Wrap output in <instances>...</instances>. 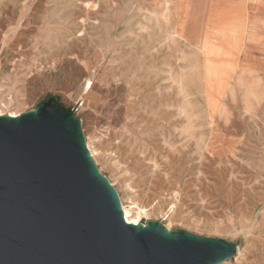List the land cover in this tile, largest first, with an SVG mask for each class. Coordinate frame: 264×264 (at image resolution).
<instances>
[{
	"label": "rangeland",
	"instance_id": "rangeland-1",
	"mask_svg": "<svg viewBox=\"0 0 264 264\" xmlns=\"http://www.w3.org/2000/svg\"><path fill=\"white\" fill-rule=\"evenodd\" d=\"M198 1L203 18L218 7L217 0ZM255 1L237 0L244 8L239 47L261 62L264 27L246 32ZM154 6L155 0H0V92L18 98L6 111L20 114L50 100L63 111L76 109L96 164L122 203L151 208L141 222L238 241L237 255L222 264H264V75L256 82L244 74L238 83L242 73L235 74L224 106L211 114L202 58L160 33L147 44V9ZM26 7L47 9L49 23L31 18L16 29ZM88 79L96 96L85 94Z\"/></svg>",
	"mask_w": 264,
	"mask_h": 264
},
{
	"label": "water",
	"instance_id": "water-1",
	"mask_svg": "<svg viewBox=\"0 0 264 264\" xmlns=\"http://www.w3.org/2000/svg\"><path fill=\"white\" fill-rule=\"evenodd\" d=\"M239 242L129 223L77 110L0 115V264H222Z\"/></svg>",
	"mask_w": 264,
	"mask_h": 264
},
{
	"label": "bare ground",
	"instance_id": "bare-ground-1",
	"mask_svg": "<svg viewBox=\"0 0 264 264\" xmlns=\"http://www.w3.org/2000/svg\"><path fill=\"white\" fill-rule=\"evenodd\" d=\"M155 2L156 6L154 8L147 9V44L152 42L155 33H160L174 44L191 48L202 58V64L200 62L201 80L204 84L207 106L211 114L219 111L224 106V98L228 92L232 91L234 86L235 74L242 73L238 77V83H242V75L244 74L253 80L255 79L256 82L263 79V63L258 60L253 61L246 53V49L239 47L245 37V33L240 29L242 28L243 4H239L237 0H217L218 7L206 18H203L199 15L198 7L201 2L198 0H155ZM89 5L90 3L86 2V6ZM29 11L28 7L22 11L16 29L20 28L24 22L31 20V18H33L34 23H49L51 15L47 9L44 11L38 10L36 13H29ZM248 17L249 19L253 18V21L249 22L248 20L247 35L259 34L261 31V29H258L260 23L264 27L263 0L250 3ZM150 27H154L152 31L149 30ZM143 62V60L139 62L140 68ZM136 71L138 70L136 69ZM136 71L128 73L130 77L134 73L133 80L138 77ZM178 84L179 94L183 96L185 101L189 95L181 82ZM89 92L91 96L97 95L92 79L87 80L85 87V94ZM254 94L255 89L250 86L248 95L252 97ZM82 100L85 102V99ZM13 101H18V98H13L11 93L0 92V115L10 114L16 116L19 114L16 111H6ZM188 101L190 100L188 99ZM190 120L192 121V118ZM88 146L93 156H95L91 146L89 144ZM122 206L127 221L134 224L141 223L142 214L148 215L152 211L147 205H141L136 201L131 209H128L124 202Z\"/></svg>",
	"mask_w": 264,
	"mask_h": 264
},
{
	"label": "trees",
	"instance_id": "trees-1",
	"mask_svg": "<svg viewBox=\"0 0 264 264\" xmlns=\"http://www.w3.org/2000/svg\"><path fill=\"white\" fill-rule=\"evenodd\" d=\"M55 107H56L59 111H61V112H67V111H63V109H61L60 106H59L58 104H55Z\"/></svg>",
	"mask_w": 264,
	"mask_h": 264
},
{
	"label": "crops",
	"instance_id": "crops-1",
	"mask_svg": "<svg viewBox=\"0 0 264 264\" xmlns=\"http://www.w3.org/2000/svg\"><path fill=\"white\" fill-rule=\"evenodd\" d=\"M258 1H262V0H258ZM263 1H264V0H263ZM261 25H263V24L261 23ZM263 31H264V28H263ZM256 60H257V59H256ZM259 62H260V61H259ZM261 62H262L263 65H264V60H262ZM261 62H260V63H261Z\"/></svg>",
	"mask_w": 264,
	"mask_h": 264
}]
</instances>
